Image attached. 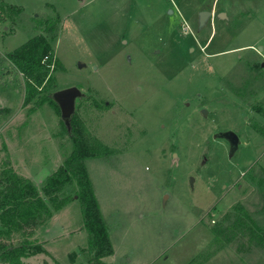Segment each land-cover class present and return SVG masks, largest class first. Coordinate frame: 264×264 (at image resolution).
Returning a JSON list of instances; mask_svg holds the SVG:
<instances>
[{"label": "rangeland", "instance_id": "374dc122", "mask_svg": "<svg viewBox=\"0 0 264 264\" xmlns=\"http://www.w3.org/2000/svg\"><path fill=\"white\" fill-rule=\"evenodd\" d=\"M4 1L24 11H0V178L42 188L74 148L57 104L29 112L8 57L54 26L46 90L85 93L77 127L114 247L94 261L75 199L36 230L51 255L25 264H263L264 0Z\"/></svg>", "mask_w": 264, "mask_h": 264}, {"label": "trees", "instance_id": "16d2710c", "mask_svg": "<svg viewBox=\"0 0 264 264\" xmlns=\"http://www.w3.org/2000/svg\"><path fill=\"white\" fill-rule=\"evenodd\" d=\"M0 11L7 12L11 19L15 20L23 13L24 8L0 0ZM50 30H53L50 35L34 36L8 53L11 62L27 81L24 104L31 105L29 108L31 113L46 103L59 106L45 86L46 79L54 78L51 65L55 60L52 47V40L56 36L55 27L51 26ZM255 108L258 111L262 109L260 105H256ZM77 125L75 113L69 130L74 140V148L63 164L46 178L42 188H39L31 178L17 173L12 168L2 172L0 178L1 264H25V259L31 256L40 253L51 255L45 246L46 241L35 236L36 230L56 211L75 199L80 203L83 227L88 233V244L94 252V261L101 263L106 256L114 253L110 229L85 163L87 158L98 157L99 152L96 151L95 144H89L83 134L78 132ZM69 187L74 189L72 196L65 192ZM16 235L19 236L18 239Z\"/></svg>", "mask_w": 264, "mask_h": 264}, {"label": "water", "instance_id": "95a60500", "mask_svg": "<svg viewBox=\"0 0 264 264\" xmlns=\"http://www.w3.org/2000/svg\"><path fill=\"white\" fill-rule=\"evenodd\" d=\"M211 15L210 11H201L200 13V26H204L208 16ZM220 15H225V13H221ZM264 66V63L262 64ZM84 66V64L80 63V67ZM52 96L59 104L61 109V117L67 125H71L72 117L76 110L77 99L85 96L84 91L78 86H70L63 89H59L52 93ZM203 113L206 114L207 110L203 109ZM220 137L228 138L232 141L231 150H237L240 137L238 133L234 130H226L219 133ZM194 178H191L193 183Z\"/></svg>", "mask_w": 264, "mask_h": 264}, {"label": "flooded vegetation", "instance_id": "af4514ba", "mask_svg": "<svg viewBox=\"0 0 264 264\" xmlns=\"http://www.w3.org/2000/svg\"><path fill=\"white\" fill-rule=\"evenodd\" d=\"M224 139L228 140L230 145H231V147H232V141L230 139H228V138H224Z\"/></svg>", "mask_w": 264, "mask_h": 264}]
</instances>
